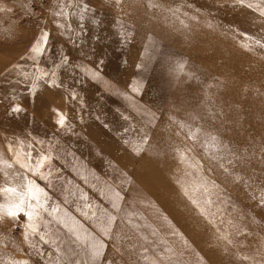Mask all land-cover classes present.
Listing matches in <instances>:
<instances>
[{
	"label": "rangeland",
	"instance_id": "rangeland-1",
	"mask_svg": "<svg viewBox=\"0 0 264 264\" xmlns=\"http://www.w3.org/2000/svg\"><path fill=\"white\" fill-rule=\"evenodd\" d=\"M258 4L0 0V188L27 176L59 207L33 234L0 195V264H264ZM15 104L24 112L13 123ZM30 144L33 157H52L45 179L19 167H34ZM185 192L214 200L211 214Z\"/></svg>",
	"mask_w": 264,
	"mask_h": 264
},
{
	"label": "snow or ice",
	"instance_id": "snow-or-ice-1",
	"mask_svg": "<svg viewBox=\"0 0 264 264\" xmlns=\"http://www.w3.org/2000/svg\"><path fill=\"white\" fill-rule=\"evenodd\" d=\"M236 3L243 5L245 3V0H236ZM261 5H264V0H259V4L257 5L256 10L260 12L261 15H264V7ZM247 7L252 8L253 5L251 3L247 4ZM89 38L91 29L89 28ZM255 43L259 45L260 47L264 48V43H262L260 40H256ZM45 44L44 40V33L40 36V41L37 42L33 47L32 51L35 53L42 54L45 50V47L41 49L40 45ZM46 45V44H45ZM70 56V53L68 54ZM63 58V65H69L71 63L70 59H67V63H64ZM95 67L97 62L92 63ZM47 73H43L41 78L43 76H47ZM52 76H55L56 73H52ZM52 85L57 88L63 87V80H61L59 83H56L55 81H51ZM31 91V89H29ZM37 100H42V96L40 93H35ZM69 99L76 100L77 96L73 94L69 97ZM27 97L24 98L25 105L27 104ZM81 102H83L81 98ZM24 108L20 104L11 105L9 109L6 111V115L10 116L12 118V122L16 123L15 120V114L23 113ZM58 125L61 127L66 126V120L63 116L59 118L57 121ZM70 126V125H69ZM223 147L227 148L228 153L231 152V148L229 145H222ZM29 151L25 154V159L28 161L34 160V167L30 166L29 163H21L19 167L21 169H24L26 172L31 173L32 175L36 176L38 175L40 179H45L46 177L43 175L42 171H40L49 161L52 160V157L49 155H39L36 154L35 157H33L34 149L32 148V145L29 146ZM227 155V153H226ZM237 160L243 159L240 156H236ZM248 159H251V157H248ZM258 163L261 165L262 170H264V152L261 153V155L257 158ZM51 175V173H49ZM24 183L17 186H6L0 188V195H5L10 198H12V202L7 206V215L8 217L12 218L13 220L17 221L19 224H24L27 228H30L33 234L37 233V226L34 225V220L40 217L41 213H46L48 216H51L53 218H57L56 214L59 211V207L57 205H53L49 203V195L43 188H41L38 184H36L35 180L29 179L27 176L24 178ZM205 192H207V189H204ZM185 195L189 197L190 202L192 205L196 208V210L200 211L204 205L207 206V210L209 214H211L212 207H215L216 202L212 200L211 198H208L204 201V205L201 204V201L196 198L194 194L185 192ZM81 200L83 201L82 206H78V210L81 212V214L85 217L88 216L90 211V205L88 202V198L81 195ZM2 207V206H0ZM115 207V205H114ZM93 215H95V212H92ZM67 216V214H65ZM201 215H203V212L201 211ZM115 221V217L109 216L107 218V223L109 225H112ZM60 223L64 224L66 227L67 221H59ZM19 227L17 228V231H19ZM69 231L74 232V229L69 228ZM111 228H106L104 230V235H108L111 232ZM237 235H240L239 230L236 233ZM154 235V233H153ZM40 241H45L44 235H39ZM154 243V242H153ZM103 247V245H101ZM119 251V249H117ZM148 249L145 248V252H147ZM43 251L41 249H37V257L43 255ZM97 255H100L101 253L99 250L96 252ZM105 259L107 260V256H105ZM23 264H31L30 261H25ZM108 264H113V261L109 260Z\"/></svg>",
	"mask_w": 264,
	"mask_h": 264
},
{
	"label": "built area",
	"instance_id": "built-area-1",
	"mask_svg": "<svg viewBox=\"0 0 264 264\" xmlns=\"http://www.w3.org/2000/svg\"><path fill=\"white\" fill-rule=\"evenodd\" d=\"M33 12V11H32ZM29 18V16H27Z\"/></svg>",
	"mask_w": 264,
	"mask_h": 264
}]
</instances>
